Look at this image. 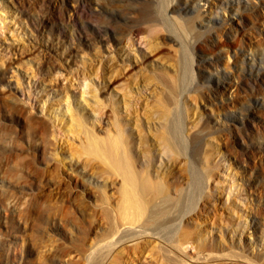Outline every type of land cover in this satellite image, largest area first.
Here are the masks:
<instances>
[{"label": "rangeland", "instance_id": "374dc122", "mask_svg": "<svg viewBox=\"0 0 264 264\" xmlns=\"http://www.w3.org/2000/svg\"><path fill=\"white\" fill-rule=\"evenodd\" d=\"M170 1L0 0V264H81L106 227L98 194L117 199L121 185L87 137L147 131L155 142L158 114L175 105L181 127L208 130L187 155L212 176L196 226L214 262L248 264L234 253L264 264V74L250 73L264 72L261 0H189L175 13L185 31L166 19Z\"/></svg>", "mask_w": 264, "mask_h": 264}, {"label": "bare ground", "instance_id": "6f19581e", "mask_svg": "<svg viewBox=\"0 0 264 264\" xmlns=\"http://www.w3.org/2000/svg\"><path fill=\"white\" fill-rule=\"evenodd\" d=\"M234 1L238 5L241 2ZM188 2L189 0H171L166 12V19L183 31L186 28L182 16L175 13L180 10V5L188 9ZM247 2L250 4L252 0ZM261 5L263 12L260 16L264 17V0H261ZM169 37L178 39L172 32ZM238 41L241 48L251 52L250 45L242 39ZM258 42L264 45V36ZM242 61L244 63L247 59ZM249 61L255 63L253 53ZM251 66V75L260 81L264 74L262 67ZM254 85L251 84L252 89ZM246 89L247 87H241L238 93L246 92ZM228 97L232 98V95ZM179 107L173 106L174 110L170 114H158L165 131L156 133L155 142H149L147 131L140 133L138 141L130 136L124 137L121 133L102 138L91 134L87 137V152L105 159L112 169L104 168L102 173L108 177L111 176L110 173L120 177L121 185L113 193L117 194V199H111L106 189L98 194V218L106 223V227L103 224L104 230L99 231L93 246L81 252L77 259L82 261L81 264H120L133 253L139 256L147 253L149 264L154 261L157 264H218L213 258L219 254L211 251L203 237V228L196 226L211 209L212 201L209 200L210 197L213 199L210 182L212 176L209 171L205 174L200 167L201 163L207 166L201 155L197 158L187 155L189 140H205L208 130L195 128L189 131L187 126L181 127L182 123H178L174 112ZM178 126L181 127L180 132L177 131ZM239 135L245 141V135ZM182 159L185 165L167 175L165 170L170 164L178 166ZM197 187H200L198 192ZM189 242L196 244L195 254L185 252V245ZM227 257L242 258L248 264H258L257 260L249 256L232 253ZM140 263L145 264L144 261Z\"/></svg>", "mask_w": 264, "mask_h": 264}]
</instances>
